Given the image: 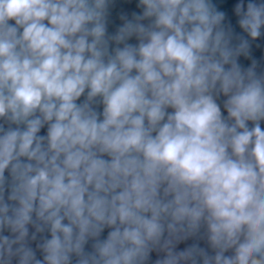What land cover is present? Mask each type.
<instances>
[{
  "label": "clouds",
  "instance_id": "obj_1",
  "mask_svg": "<svg viewBox=\"0 0 264 264\" xmlns=\"http://www.w3.org/2000/svg\"><path fill=\"white\" fill-rule=\"evenodd\" d=\"M0 264H264V0H0Z\"/></svg>",
  "mask_w": 264,
  "mask_h": 264
}]
</instances>
